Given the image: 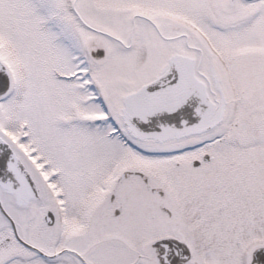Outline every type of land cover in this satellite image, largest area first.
Here are the masks:
<instances>
[{
    "label": "snow or ice",
    "instance_id": "obj_1",
    "mask_svg": "<svg viewBox=\"0 0 264 264\" xmlns=\"http://www.w3.org/2000/svg\"><path fill=\"white\" fill-rule=\"evenodd\" d=\"M0 264H264V0H0Z\"/></svg>",
    "mask_w": 264,
    "mask_h": 264
}]
</instances>
